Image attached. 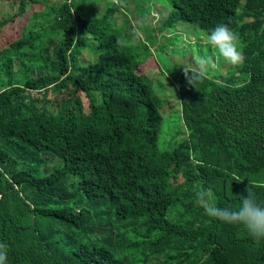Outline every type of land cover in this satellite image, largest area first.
<instances>
[{"label": "trees", "instance_id": "16d2710c", "mask_svg": "<svg viewBox=\"0 0 264 264\" xmlns=\"http://www.w3.org/2000/svg\"><path fill=\"white\" fill-rule=\"evenodd\" d=\"M9 1L17 9L0 20V40L38 3ZM240 1L170 2L171 23L208 33L228 22L248 74L242 84L205 74L193 86L182 70L188 132L171 150L158 146L151 79L104 20L62 0L0 42V241L9 264H127L141 247L152 264H264V239L198 203L211 192L236 207L230 189L247 187L264 199V0H243L238 13Z\"/></svg>", "mask_w": 264, "mask_h": 264}, {"label": "rangeland", "instance_id": "374dc122", "mask_svg": "<svg viewBox=\"0 0 264 264\" xmlns=\"http://www.w3.org/2000/svg\"><path fill=\"white\" fill-rule=\"evenodd\" d=\"M35 1L38 3L28 5L21 17L14 18L3 26L1 43L13 35L12 32L19 24H31L44 18L43 15L35 17L33 13L41 12L44 7H57L62 2ZM170 2L171 0H71L75 14L89 20H104L109 28L121 36L135 58L141 62L142 70L152 81L162 116L158 146L164 150H171L188 132L181 117L176 90L180 72L184 68H200L198 61L203 56L218 57L217 51L206 41L207 32L199 26L184 20L174 23L168 21ZM242 4L243 0L240 1L238 13L242 11ZM16 9L17 5L9 0H0V20L12 16ZM217 65L210 74L216 78L228 80L232 84H242L248 79V74L240 70L241 64L232 65L218 58ZM149 251L145 247L129 251L126 263H155L157 257L151 254L148 255L146 263L143 261Z\"/></svg>", "mask_w": 264, "mask_h": 264}, {"label": "clouds", "instance_id": "9594fccd", "mask_svg": "<svg viewBox=\"0 0 264 264\" xmlns=\"http://www.w3.org/2000/svg\"><path fill=\"white\" fill-rule=\"evenodd\" d=\"M206 41L217 51L218 57L214 55L201 57L198 61L200 68L195 72L184 68L188 83L193 86L205 74H211L217 68L218 58L232 65H239L245 59L239 34L228 22L216 23L206 34ZM246 192V195H233L230 189V194L239 200L236 207L216 203L211 198V192L203 194L198 203L209 217L240 227L255 239H264V199L259 198L249 187ZM0 264H9L8 245L2 241H0Z\"/></svg>", "mask_w": 264, "mask_h": 264}]
</instances>
